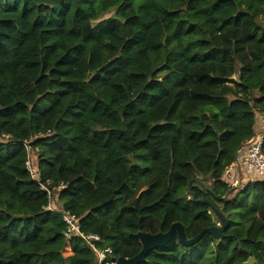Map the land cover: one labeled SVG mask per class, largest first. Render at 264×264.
<instances>
[{
	"label": "trees",
	"instance_id": "obj_1",
	"mask_svg": "<svg viewBox=\"0 0 264 264\" xmlns=\"http://www.w3.org/2000/svg\"><path fill=\"white\" fill-rule=\"evenodd\" d=\"M263 111L264 0H0V264H97L64 210L111 257L179 221L222 231L138 264H264V175L224 178Z\"/></svg>",
	"mask_w": 264,
	"mask_h": 264
},
{
	"label": "built area",
	"instance_id": "obj_2",
	"mask_svg": "<svg viewBox=\"0 0 264 264\" xmlns=\"http://www.w3.org/2000/svg\"><path fill=\"white\" fill-rule=\"evenodd\" d=\"M9 137L10 135L7 133H0V141H8ZM263 141L264 111L256 114V128L254 134L241 148L236 151L233 162L229 164L224 170V178L229 185L237 187L241 185L243 181L246 182L264 175V152L262 150ZM23 144L27 150L26 167L31 173L32 178L35 179L34 168L30 160V157L32 156L30 152V146L27 141H24ZM40 186L49 195V203L47 208L50 206L49 209H52L50 199L51 190H49L44 184H40ZM62 186V184H58L57 189ZM54 210H56V208ZM61 216L62 220L66 224L64 231L66 244H70L74 237L79 236L85 240L87 245L94 250L97 256V264H115L113 257L110 256L111 249L109 247L100 250L95 246L94 240H98L99 236L96 234H83L80 230L78 220L74 215L70 214L69 211H62Z\"/></svg>",
	"mask_w": 264,
	"mask_h": 264
},
{
	"label": "water",
	"instance_id": "obj_3",
	"mask_svg": "<svg viewBox=\"0 0 264 264\" xmlns=\"http://www.w3.org/2000/svg\"><path fill=\"white\" fill-rule=\"evenodd\" d=\"M221 231V228L216 229L214 226L204 227L195 236L187 238L182 224L179 221H176L173 222L168 230L164 232L148 233L145 231H139L137 236L141 242L140 250L131 257L117 256L113 257V260L115 264H138L144 260L145 255L150 249L165 244L173 234H176L180 244L188 246L197 242L206 232L217 237L220 235Z\"/></svg>",
	"mask_w": 264,
	"mask_h": 264
},
{
	"label": "rangeland",
	"instance_id": "obj_4",
	"mask_svg": "<svg viewBox=\"0 0 264 264\" xmlns=\"http://www.w3.org/2000/svg\"><path fill=\"white\" fill-rule=\"evenodd\" d=\"M33 162V161H32ZM33 164H34V162H33ZM241 176H243V175H241ZM244 177V176H243ZM244 182V181H243ZM244 183H242V185H243ZM50 199H51V204H52V208L53 209H55L56 208V210H58V209H60V203H59V201L57 202L56 201V198H54V194H52L51 195V197H50ZM49 208H50V206H49ZM62 254H63V256H67V255H69V254H71V251H70V247H69V244H66L65 245V247H64V249H63V251H62Z\"/></svg>",
	"mask_w": 264,
	"mask_h": 264
}]
</instances>
